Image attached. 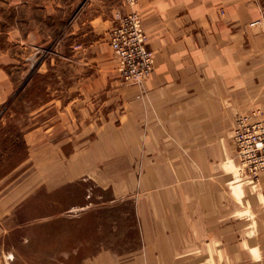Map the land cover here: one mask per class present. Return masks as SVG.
<instances>
[{"label": "crops", "instance_id": "0c3cea01", "mask_svg": "<svg viewBox=\"0 0 264 264\" xmlns=\"http://www.w3.org/2000/svg\"><path fill=\"white\" fill-rule=\"evenodd\" d=\"M0 4V124L13 119L15 103L30 102L32 80L16 78V72L29 71L33 45L54 33L58 54L73 60L80 40L93 48L96 33L108 39L110 13L126 10L120 0ZM134 9L143 16L154 53L151 76L140 86L122 80L117 111L111 107L117 96L96 95L94 75L73 79L72 91L81 87L85 94L45 95L38 117L49 122L44 128L49 134H62L64 118L71 126L80 110L88 126L96 116L118 120L122 145L135 152V166H150V181L165 188L152 193L151 210L166 216L169 230L198 231L200 237L166 242V254L104 253L87 264H264V174L235 179L225 171L238 161L232 138L237 114L264 113V0H136ZM48 16L54 17V32L44 26ZM64 37L70 40L69 54L62 50ZM3 124L0 150L8 153L14 126ZM177 183L185 184L182 195ZM243 230L245 236H238ZM225 231L232 232L228 241ZM180 246L189 248L180 252Z\"/></svg>", "mask_w": 264, "mask_h": 264}, {"label": "rangeland", "instance_id": "374dc122", "mask_svg": "<svg viewBox=\"0 0 264 264\" xmlns=\"http://www.w3.org/2000/svg\"><path fill=\"white\" fill-rule=\"evenodd\" d=\"M44 26L54 32V17L48 16ZM95 38L99 41L93 48L80 40L75 45L78 55L71 60L58 54L51 33L31 47L29 71L16 72V78H30L32 83L30 102L15 103L13 119L0 124L14 126L8 153L0 150V264H87L104 253L161 255L169 249L166 242H198L200 232L169 230L166 216L151 210L152 193L165 188L150 181V166H135V152L129 144L122 145L118 120L96 116L88 126L80 110L71 126L64 113L62 134L44 132L49 122L38 117L44 96L56 90L66 98L85 94L81 87L72 91L71 82L87 74L94 75L96 95L117 96L111 107L118 110L122 80L117 58L107 35L96 33ZM69 44L64 37V53H70ZM4 145L0 135V149ZM225 171L235 179L245 178L239 175L237 160ZM173 185L182 195L185 184ZM243 231L233 232V237H244ZM231 234L223 232L224 240Z\"/></svg>", "mask_w": 264, "mask_h": 264}, {"label": "built area", "instance_id": "2783aa9c", "mask_svg": "<svg viewBox=\"0 0 264 264\" xmlns=\"http://www.w3.org/2000/svg\"><path fill=\"white\" fill-rule=\"evenodd\" d=\"M121 3L126 10L115 11L108 41L121 80L140 86L154 70V53L148 46L143 16L134 9L136 0ZM232 138L237 146L239 175L258 180L264 174V113L258 109L237 114Z\"/></svg>", "mask_w": 264, "mask_h": 264}, {"label": "bare ground", "instance_id": "6f19581e", "mask_svg": "<svg viewBox=\"0 0 264 264\" xmlns=\"http://www.w3.org/2000/svg\"><path fill=\"white\" fill-rule=\"evenodd\" d=\"M238 159V158H237ZM238 163H239V161H238ZM261 177V176H260Z\"/></svg>", "mask_w": 264, "mask_h": 264}]
</instances>
